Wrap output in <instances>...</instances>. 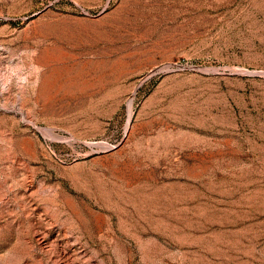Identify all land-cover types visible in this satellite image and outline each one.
Here are the masks:
<instances>
[{"label": "rangeland", "instance_id": "1", "mask_svg": "<svg viewBox=\"0 0 264 264\" xmlns=\"http://www.w3.org/2000/svg\"><path fill=\"white\" fill-rule=\"evenodd\" d=\"M0 264H264V0H0Z\"/></svg>", "mask_w": 264, "mask_h": 264}]
</instances>
